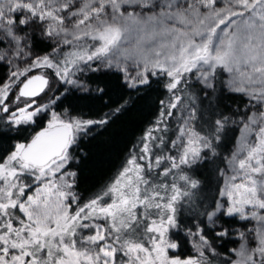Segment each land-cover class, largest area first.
Here are the masks:
<instances>
[{
    "label": "snow or ice",
    "instance_id": "obj_1",
    "mask_svg": "<svg viewBox=\"0 0 264 264\" xmlns=\"http://www.w3.org/2000/svg\"><path fill=\"white\" fill-rule=\"evenodd\" d=\"M157 89L85 196L81 145ZM5 137L0 264H264V0H0Z\"/></svg>",
    "mask_w": 264,
    "mask_h": 264
},
{
    "label": "trees",
    "instance_id": "obj_2",
    "mask_svg": "<svg viewBox=\"0 0 264 264\" xmlns=\"http://www.w3.org/2000/svg\"><path fill=\"white\" fill-rule=\"evenodd\" d=\"M123 94L122 90L113 88L110 92L111 100L109 101L106 97V101L112 103ZM159 95L160 92L157 89L151 93L150 97L133 100L127 112L111 123L104 131L99 132L81 145L84 152L87 153L80 165L79 182L80 191L85 196L96 191L113 175L128 148L145 128L153 111V101ZM81 107L85 110L90 109L93 112H98L103 105L100 102H83ZM10 146L11 141L7 137L0 140V150ZM181 220L189 222L191 217L182 211ZM188 250L189 246L185 245L181 251L187 252Z\"/></svg>",
    "mask_w": 264,
    "mask_h": 264
}]
</instances>
